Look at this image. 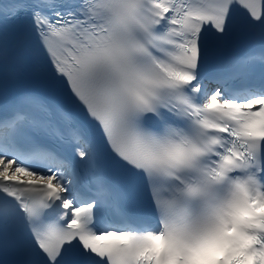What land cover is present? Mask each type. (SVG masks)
<instances>
[{"label":"snow or ice","instance_id":"6c2138e0","mask_svg":"<svg viewBox=\"0 0 264 264\" xmlns=\"http://www.w3.org/2000/svg\"><path fill=\"white\" fill-rule=\"evenodd\" d=\"M0 264H264V0H0Z\"/></svg>","mask_w":264,"mask_h":264}]
</instances>
